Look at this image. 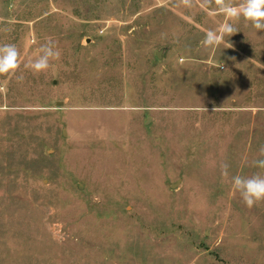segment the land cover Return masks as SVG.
I'll use <instances>...</instances> for the list:
<instances>
[{
    "label": "rangeland",
    "instance_id": "1",
    "mask_svg": "<svg viewBox=\"0 0 264 264\" xmlns=\"http://www.w3.org/2000/svg\"><path fill=\"white\" fill-rule=\"evenodd\" d=\"M176 4L0 0V264H264V202L220 168L264 175V31L206 48L225 17Z\"/></svg>",
    "mask_w": 264,
    "mask_h": 264
},
{
    "label": "clouds",
    "instance_id": "2",
    "mask_svg": "<svg viewBox=\"0 0 264 264\" xmlns=\"http://www.w3.org/2000/svg\"><path fill=\"white\" fill-rule=\"evenodd\" d=\"M197 2L201 8H211L214 4L216 14L225 17V20L215 29H210L205 33L202 44L206 48H219L222 43H225V37H230L237 32L233 22L241 18L256 30L264 31V0H177L176 6L191 9L196 6ZM60 57L61 51L56 42L48 38L40 45L35 59L30 61L26 67L30 68L34 74L46 72L51 62L59 60ZM19 58L20 51L15 44H0V75L15 74L20 69ZM18 79L22 80L23 76ZM204 109L207 111L206 108ZM259 152L260 156L264 157V146L260 147ZM253 164L264 169V159H258ZM220 168L221 177L230 178L233 189L239 192L243 203L248 208L251 209L260 202H264V175L230 177L227 163L221 164Z\"/></svg>",
    "mask_w": 264,
    "mask_h": 264
},
{
    "label": "water",
    "instance_id": "3",
    "mask_svg": "<svg viewBox=\"0 0 264 264\" xmlns=\"http://www.w3.org/2000/svg\"><path fill=\"white\" fill-rule=\"evenodd\" d=\"M157 56H158L159 58L161 57V53H160V51H158Z\"/></svg>",
    "mask_w": 264,
    "mask_h": 264
}]
</instances>
